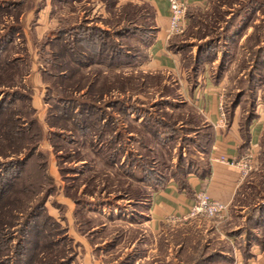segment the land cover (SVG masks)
Instances as JSON below:
<instances>
[{
  "label": "rangeland",
  "instance_id": "1",
  "mask_svg": "<svg viewBox=\"0 0 264 264\" xmlns=\"http://www.w3.org/2000/svg\"><path fill=\"white\" fill-rule=\"evenodd\" d=\"M212 2H216L220 16L207 18L209 12L215 11ZM195 14L212 30L201 39L189 36ZM194 16L189 15L187 29L174 36L175 41L183 43L181 54L187 60L186 67H190L193 57L201 58L202 73L208 70L212 81L221 85L225 111L234 101H240L235 109L240 121L254 109L257 117L264 115V0H209ZM78 21H82L79 35L96 45L98 60L79 73L93 71L90 76L97 73L110 82L96 100H88L79 92H63L53 84L54 75L77 72V65L62 54L58 42L70 38L63 32ZM157 25V14L149 0H27L21 31L0 51L1 57L21 59L27 64L17 95L3 100L6 111L15 105H33L44 131L36 153L25 167L14 162L6 169L0 168V184L8 182L9 189L25 179H36L45 187L57 186L33 223L37 230L61 227L57 238H64L65 245L71 244L75 255L72 264H228L221 258L207 259L212 250L225 245L228 248L231 242V238L212 231L214 219L223 218L199 215L193 217L203 220L201 227L190 217L171 220L157 228L149 220L151 195L139 199L147 203H134L122 192L127 185L133 192L144 186L149 195L173 174L183 175L188 167L207 162L204 148L210 130L204 117L188 102L176 76L144 66L149 61L148 42ZM101 41L114 44V48H106L99 55ZM100 85L102 80L93 90L98 91ZM81 89L87 91L85 87ZM68 98L73 99L71 103H67ZM83 100L94 101L104 110L102 115L95 111L88 115L94 121L90 123L95 124L86 135L68 130L61 135L50 132L47 112L58 114L52 120L63 124V111L81 116H75L74 109ZM120 105H126L128 114L119 110ZM98 115L106 117L103 121L108 124L102 136L99 125L104 123L96 122ZM118 131H122L119 141ZM71 138L75 142H70ZM259 160L256 182L264 181V130ZM142 164L143 169L139 166ZM140 178L145 182L138 183ZM253 191L245 210H234V218H227L229 223L224 226L237 232L232 237L237 243L245 241L249 227H255V232L259 229L247 217L249 207L264 199V184L259 196H254ZM74 195L82 198L85 210ZM84 218L91 220L84 227L87 234L78 228ZM180 230L186 237L184 242L177 236Z\"/></svg>",
  "mask_w": 264,
  "mask_h": 264
},
{
  "label": "trees",
  "instance_id": "2",
  "mask_svg": "<svg viewBox=\"0 0 264 264\" xmlns=\"http://www.w3.org/2000/svg\"><path fill=\"white\" fill-rule=\"evenodd\" d=\"M26 1L27 0H0V51L3 48V45L5 48L6 44L13 40L14 35L21 31V18L23 15V6ZM149 3L150 7L155 12L156 9L154 5L150 1ZM212 5L215 11L212 13L209 12L207 14V18L213 17V14L220 16V13L217 12L218 8L216 2H212ZM199 9L200 8L198 7L188 9V16L190 15V17H193L194 13ZM196 17L197 14L194 16V25L190 27L189 36L195 39H201L208 34L211 27L207 21H203V19L200 18L197 19ZM216 21L217 19H215V22ZM81 26L82 21L80 23L79 21L76 22L68 28V33L67 31L63 32L68 34L70 38L67 40L65 39L63 43L59 44L58 42V45H61L63 48L62 54L64 56L68 55L70 63L77 65L74 67V72L77 71L78 73L69 74L67 71H65L66 73H58L53 76V84L54 87L61 89L63 92L70 94L79 92V95L84 96V98L88 96V100H96L97 97L99 98L102 96L103 89L105 86L110 85V82L107 77H100L97 73L90 76L93 71H90L89 73L86 71L85 73H79L82 72L81 69L86 70L88 67L91 68L92 64H96V62L98 63V60H96L95 57L96 51L94 47H96V45H91L85 42V39H83L84 37L79 35ZM158 30V27H156L155 35L151 38V41L148 42V56L149 48L154 43ZM106 35L107 33L104 34V36ZM98 45L100 46L98 49L99 55H101L102 52L104 53V49L106 48H111V50L114 48V44H109L108 42L105 43V41H101ZM168 48L177 53H182L184 50L183 43L181 44L175 41L174 36L170 37ZM192 59L190 67H186V58L182 59V64L186 70L188 81L192 85L191 87H195L198 83L199 75L202 73L203 66L201 67L200 65L201 58L193 57ZM23 62L24 61L21 59L0 56V168L3 166L4 169H6L9 165H12L14 162L19 166L25 167L36 153V149L38 148V145L44 135L40 122L35 115V108L33 105H23L22 107H17L15 105V107L6 111L7 108L5 102H3V100L5 101V99L9 96H16L18 92L17 88L23 84L22 82L27 74V64ZM71 70L72 68L70 69V72ZM76 75L77 78L74 79V76ZM100 80H102V85L98 88L99 90H93V87H96ZM81 87H85L87 91L84 92ZM72 100L71 98H68L67 103H71ZM2 103H4V105ZM239 103L240 101H234L232 105L226 107L227 109L225 112L229 121H231L234 117L235 109ZM76 105L77 108L74 109V112L77 110V113L75 116H81L74 117L63 111L64 117L62 120L65 121L63 124L56 121L53 122L52 117L57 118L58 114L56 116L53 112H47L46 121L50 132L53 130V134L61 135V133H65L64 130H68L70 132L78 131L81 132V134L84 132L83 134L86 135L87 131L95 124L90 123L94 121H91L88 115L92 111L100 112L101 115L104 112L103 108H100L99 105H95L94 101L83 100L80 104ZM107 106L114 107V105ZM125 106L126 105H120L119 110H121L124 114H128ZM192 107L195 109L194 106ZM84 114H86L85 117H82ZM98 116L99 120L96 122L106 120V117H102L100 115ZM256 117L257 114L254 109V111L249 112L240 123V129L243 137L240 145L242 150L250 144V126ZM107 125V123L99 125V127L101 126L99 136L107 133ZM207 126L210 131L207 134V145L204 148L205 153L209 151L214 137L212 126L208 123ZM121 133L122 131H118L116 133L117 141L122 138ZM73 138L69 141L75 142V139ZM137 140L140 143L142 141L141 139ZM139 166H141L142 169L144 168V164ZM192 170L205 173L208 171L207 163L201 166L196 165L188 167L183 175L176 173L173 174L174 176L172 178L178 181L182 186H186L187 175ZM42 173L44 174V177L48 176L46 175L47 172L44 170ZM25 180L26 181H22L17 184H15V182V186L12 184V187L9 189H7L10 185L8 182H6V185L4 186H1L0 184V264H72L73 259H75V255L71 252V244L69 246L65 245L62 243L64 238H57V234L60 233L58 229L61 230V227H55L54 229L44 231L37 230L38 228L35 229V224L33 223L35 217L40 215L39 212L45 204L44 202L51 194H53L57 186L50 184L48 187H45L42 182L36 179ZM140 182H145L144 178L138 179V183ZM142 187V189L137 188V192H133L129 190L131 189L130 185H127L122 192H124V197L127 196L126 198L133 200L134 203H147L145 200L142 201L139 199L148 198L147 196H150L152 192L149 193V195H146V191L144 192V189L146 188L144 186ZM42 190L43 193L40 194ZM72 197L77 201L82 209L85 210V203L82 202V198L75 195ZM250 199L251 198H249L248 202L252 201ZM249 208L250 212L247 219H252L256 227L262 226L264 224V214L262 213L264 208L253 204ZM90 222L91 220L87 218L80 220L78 222L79 230L87 234V230L84 227ZM254 228L255 227H249L246 231L245 241L238 242L244 254L246 253L247 246L260 238L259 232H255ZM28 232L32 233L34 238L32 236L27 237ZM179 232L177 236L181 239V242H184L186 237H184L185 235L181 230ZM235 233L237 234V232ZM15 239L17 241L13 242ZM225 247L226 245L222 248H215L211 251V253H209L207 259L221 258L223 261H227L226 263L232 264L234 259L232 242H230L228 248L226 247V250H223ZM27 250L30 251L28 254L26 252Z\"/></svg>",
  "mask_w": 264,
  "mask_h": 264
},
{
  "label": "crops",
  "instance_id": "3",
  "mask_svg": "<svg viewBox=\"0 0 264 264\" xmlns=\"http://www.w3.org/2000/svg\"><path fill=\"white\" fill-rule=\"evenodd\" d=\"M155 7L158 20V32L154 43L149 48V61L144 64L150 71L162 70L176 76L182 85L186 99L204 117L205 122L213 128V140L209 151L206 153L208 171L200 173L192 170L187 175V185L182 186L178 181L170 178L162 186L156 188L150 197L148 204L149 220L154 227L162 228L168 221H179L174 216H181L189 212L195 201L196 193L207 190L213 197L230 204L227 216L223 220L214 219L212 225L224 237L231 238L233 243L234 259L232 264H264V224L259 227L260 238L252 242L246 248L244 254L240 245L236 242V231L227 230L229 217L234 218V210L244 211L248 206L251 190L254 196H259L264 181H255L258 177L257 170L260 167L259 147L262 141L264 130V115L259 114L250 126V144L245 149L240 145L243 140L240 129V115L237 111L231 121L227 119L222 127L215 125L219 117V95L222 92L220 84H215L211 79V73L206 70L201 73L195 87L188 81L187 73L182 64V54L173 52L168 48L170 37V9L168 0H149ZM188 9L198 7L203 8L208 5L209 0H187ZM249 150H253L256 158L255 170L246 178H241L239 169L218 159L222 154L229 157L242 156ZM260 177L262 178L261 174ZM254 179V180H253ZM256 206L264 208V199L257 201ZM264 214V209L263 212ZM246 216V214H244ZM207 219V218H206ZM209 220V219H208ZM183 221V220H181ZM190 221H197V226H202V219L191 217ZM234 232V233H232Z\"/></svg>",
  "mask_w": 264,
  "mask_h": 264
},
{
  "label": "built area",
  "instance_id": "4",
  "mask_svg": "<svg viewBox=\"0 0 264 264\" xmlns=\"http://www.w3.org/2000/svg\"><path fill=\"white\" fill-rule=\"evenodd\" d=\"M170 9V24L168 37L183 33L188 27V1L187 0H168ZM224 96L219 95L220 114L215 122L217 127H222L226 123V112L223 104ZM230 165L239 169L241 178L248 177L256 168V158L253 150H249L242 156L229 157L222 154L218 157ZM230 209V204L213 197L207 190L201 189L196 193L195 201L188 213L181 216H174L176 220H185L193 216L221 217L225 218Z\"/></svg>",
  "mask_w": 264,
  "mask_h": 264
}]
</instances>
